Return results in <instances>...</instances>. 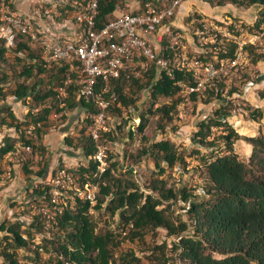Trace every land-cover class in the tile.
<instances>
[{"label": "trees", "instance_id": "1", "mask_svg": "<svg viewBox=\"0 0 264 264\" xmlns=\"http://www.w3.org/2000/svg\"><path fill=\"white\" fill-rule=\"evenodd\" d=\"M6 1L10 4L9 0ZM123 1L98 0L96 27L104 25L113 16L115 4ZM231 1L246 6H264V0ZM218 4L222 5L221 2ZM57 7L62 9L59 16H62L63 11L66 14L74 11L68 2L63 0L58 2ZM59 16L57 19L62 18ZM243 27L249 32L262 29L264 9L259 12V17H255L252 26L243 23ZM14 43L15 45L11 46L5 37L0 36V55L4 57L13 52L17 62H24L26 59H33V62L23 64L20 71H12V75L23 78L18 81L14 79V84H7L12 75L0 67V129L3 126L14 128L17 133L16 136H3L0 143V161L19 145H30L40 157H37L35 162H22L25 180L32 187L26 201L50 204V185L36 179L44 178L46 173L49 151L43 139L47 128L50 127L51 111L60 109L55 87L63 84L66 66L63 64L56 68L47 67L39 49L34 55L30 43L37 42L29 33L16 32ZM235 47L236 44L231 43L229 55L233 54ZM247 49L252 63H256L263 55L257 54L251 45L247 46ZM42 73L45 75L41 76ZM178 77L180 73L176 75V79ZM176 79H171L163 71L157 77L155 69H151L143 80L121 75L112 82V87L117 92V101L108 109L107 124L113 111L125 116L123 107L126 108L129 103L134 102L135 97L124 92L125 87L129 86L130 93L135 88L148 90L153 101L159 97L171 98V103H163L156 109L159 113V130L161 134L165 133V126L173 120L172 127L179 129L180 123L176 116L179 100ZM236 79L229 93L236 90ZM247 80L248 74H242L240 82L244 84ZM214 84L207 90L201 110L209 103L217 104V107L212 114L206 111L194 130V140L209 148L205 153L207 155L202 154L204 169L198 176V182L182 183L183 175L191 170L192 164L185 161L174 142L167 138L154 141L142 150L143 153L148 152L154 157L155 167L158 169L157 177L149 179L147 191L141 189L130 177L114 175L118 163L110 161L109 142L114 141V131L110 129L101 133V138L107 140L105 168L101 170L96 158V143L87 128L90 118L85 116L84 126L79 130V134L82 141L80 146L87 160L78 167L68 169L77 176L75 181L79 190L88 193L93 185L96 186L94 201L79 197L77 191L68 189L60 201L62 209L56 212L55 221L51 222L50 226L46 225L42 213L33 214L27 223L20 219L3 220L0 222V231L4 232L0 238V256L3 261L6 264H27L19 260L17 249H27L36 232L41 234L42 242L33 243L35 259H40L41 252H45L53 254L56 264H145L133 246L127 245L119 251L118 247H121L123 239L127 238L137 245L147 232L157 234L160 229L165 232V237L169 238L171 243L164 239L161 243L150 246L151 257L155 261L153 264H174L177 261L180 264H264V135L244 137L251 144L252 152L248 162L239 158L233 144L240 135L228 121L235 105L221 95L222 84L217 80ZM67 90L66 109L74 111L82 107L95 110L91 101L86 102L77 96L75 85H68ZM262 92L260 97L264 99V91ZM11 96L21 99L30 107L23 118H18L12 110L7 99ZM248 104L247 108L250 110ZM146 121L144 115L139 116L136 132L143 133ZM30 123L35 125V129L31 135H26L24 127ZM211 126L218 127L217 130L221 133L217 136L223 140L224 147L214 148L217 138L216 131L212 130ZM132 130L134 129L131 128L130 134ZM72 136H66L67 143L71 144ZM133 170L135 169L132 167L129 169ZM169 170L178 173L176 179L173 177V182L168 180ZM24 206L25 210L30 212L29 203ZM102 208L111 216L118 215L116 227H108L103 231L97 229L91 210ZM25 210L22 214H25ZM123 230L127 231L124 236ZM168 244H171L176 255L165 250Z\"/></svg>", "mask_w": 264, "mask_h": 264}, {"label": "built area", "instance_id": "2", "mask_svg": "<svg viewBox=\"0 0 264 264\" xmlns=\"http://www.w3.org/2000/svg\"><path fill=\"white\" fill-rule=\"evenodd\" d=\"M65 1L74 11L58 21L52 17L47 22L40 19L41 11H38V16H34L38 20L34 22L31 17L13 11L8 1L0 0V36L14 46L16 32L29 33L48 67L65 64L63 84L55 87L60 109H53L49 118L57 120L71 112L65 108V100L68 85H75L77 96L95 106L94 111L83 109L84 116L90 118L87 128L96 143V158L101 170L105 168L107 148V140L101 138V133L108 129V109L117 101L112 82L121 75L143 80L151 69H155L157 77L163 71L176 79L180 73L175 80L179 95L176 116L182 127L197 125L206 114L201 111L203 101L215 80L222 84L221 95L235 105L230 115H248L247 102L242 99L244 86L252 83L258 71L256 64L262 59L252 63L247 46L251 45L257 54H264V27L249 32L240 20L217 14L210 17L211 14L205 13L193 0H124L115 4L113 16L104 25L96 27L98 0ZM198 1L204 4L203 8L208 4L204 0ZM44 12L48 15L50 9L46 8ZM56 14L59 16L61 12L56 11ZM231 43L236 47L229 55ZM244 73L248 74V80L242 84ZM234 79L236 90L229 93ZM124 92L130 94L129 86ZM34 129L35 125L30 123L24 127V133L31 135ZM20 148L29 152L32 149L26 144ZM76 178L67 167H60L45 181L50 185V204L31 202L30 212L14 218L27 223L33 214L42 213L46 225L50 226L56 212L62 209L60 201L68 189L93 202L96 186L85 193L79 190ZM126 233V230L122 231L123 236ZM123 242L129 243L128 238Z\"/></svg>", "mask_w": 264, "mask_h": 264}, {"label": "rangeland", "instance_id": "3", "mask_svg": "<svg viewBox=\"0 0 264 264\" xmlns=\"http://www.w3.org/2000/svg\"><path fill=\"white\" fill-rule=\"evenodd\" d=\"M10 8L22 14L24 17H31L34 22L38 20V18L34 17L37 15L38 11L40 12V19L43 21H50L53 17L54 20L58 21V16L56 11H60L62 9L55 6V3H58L60 0H9ZM65 1V0H64ZM196 1V6L204 9L205 13L211 14L210 17L215 14L219 15V17H230L235 21H242V23H247L252 26L255 17L259 12L264 9V6L254 4L250 6H246L245 4H239L232 2L231 0H208L207 2L210 6L208 7L205 4V8H203V3L198 0ZM221 2L222 5L218 3ZM19 3V4H18ZM63 5V4H62ZM61 5V6H62ZM207 6V7H206ZM20 7V8H19ZM23 7V8H22ZM25 7V8H24ZM50 9V13L48 15L45 14V9ZM67 9V8H65ZM192 9H195L192 7ZM64 10V9H63ZM23 11V12H21ZM62 13V12H61ZM71 13V12H68ZM196 13V12H195ZM66 12L63 11L62 16H66ZM69 15V14H68ZM38 16V15H37ZM32 44V51H38L37 44ZM262 59L257 65L258 71L256 76L252 79V83H247V86H244L243 91V101L249 103L250 110L248 109V115H239L236 114L235 117L230 115L228 121H230L235 127L237 133H239L240 138L234 140L233 148L234 151L238 154L239 158L248 162V158L252 152L251 144L247 142L244 137L256 136V135H264V99L260 97L261 93H263L262 89H264V54L259 58ZM32 61L29 59L24 60V62H17L15 60V54L13 52L8 53L6 56L2 57L0 55V67L2 69L7 70L9 75H12V71H20L22 70L23 64H28V62ZM48 67V66H47ZM0 75L1 72H0ZM45 73H42L41 76H44ZM18 79H23L22 77L17 78L14 74L11 79L8 80V83L14 84ZM31 81V78H30ZM6 84V85H7ZM10 84V85H12ZM5 87V86H4ZM130 91V90H129ZM141 91V92H140ZM131 96L135 97L128 106L123 107L125 110V116L122 114H118L116 111H113L108 119L107 127L112 130L114 141L109 142V150H110V161L117 162V170H114V175L120 177H130L133 179L141 189L145 191L148 190L147 185H149L150 181L153 177H157L158 169L155 167V159L148 152L143 153L142 150L144 147H148L152 142L160 140L162 138L170 139L174 142L176 149L180 155H182L185 161L190 162L192 164L191 170L188 173L184 174L182 177V183L190 181L191 183H196L200 178V172L204 169L203 164V155H207L209 148H205L204 145L196 142L194 140V130L196 128V123L190 125L189 127H180L173 128L174 120L171 123H168L165 128L163 134H161V130H159V125L157 122L159 113L156 111L157 107L163 103H171L172 99L168 97H159L156 101L149 96L148 90L143 89H132ZM10 100L11 98H7ZM218 101H221L218 99ZM217 101V103H218ZM217 104L209 103V105H205L203 108V112L209 111L210 114L214 111ZM25 106L28 109L30 108L28 104L21 103L17 107L12 108L13 111H16L17 114L21 115V118L24 117L25 114L20 112ZM36 106V105H35ZM12 107V105H11ZM34 107V106H33ZM261 107V108H260ZM36 110V109H35ZM26 111V112H27ZM76 111V110H75ZM64 114V113H63ZM68 114H64L60 117V119H50V127L47 128V132L51 129H57L63 123L67 122ZM252 118H251V116ZM74 119H72V123L74 124L73 130L67 134L73 135L71 138V144L67 143L66 136L61 140V148L58 147V152H61L60 156L57 154L56 158L53 160L50 165L49 157L51 154L48 153L47 156V169L44 178H37L36 181L45 182L49 179L51 174H54L60 167L67 168H75L83 163H86L87 158L84 156L82 152V148L80 146V132L79 130L84 126V114L82 112L74 113ZM144 115L147 119L146 126L143 130V133L136 132L137 125L136 122L139 121V116ZM74 121V122H73ZM177 123V120H175ZM178 125V124H177ZM133 132L130 134V130ZM178 130V131H177ZM0 143L5 134H9L12 136H16V132L14 128H7L3 126L0 129ZM146 132V133H145ZM221 133L219 130L215 132L216 135V146L214 148H218L221 146L224 147L223 140L219 138L217 135ZM36 136V134H34ZM145 137V138H142ZM60 142V141H59ZM18 148L5 155V157L0 161V222L3 220H13L15 215H21L22 211L25 210L26 203H30L26 201L29 199L27 196L32 191V187L27 184V180H25V174L22 168V162H35L37 160V156L35 150L32 148L31 151H22ZM205 148V149H204ZM200 152H196L199 151ZM49 151V150H48ZM106 154V153H105ZM39 159V158H38ZM200 164V165H199ZM50 166V168L48 167ZM198 165V166H197ZM132 167L135 170L129 171ZM36 168V166H34ZM168 180L173 182V177L175 179L178 177V173L174 172V170H169ZM168 176V174H167ZM4 179V181H2ZM177 186H175L176 188ZM35 204V203H33ZM31 209V208H30ZM25 214L29 212V210H25ZM28 211V212H27ZM93 219L96 221L97 229L99 231H103L108 227H116L119 221V217L117 214L111 216L109 212L102 208L99 210H91ZM4 234L3 231H0V238ZM48 235V233H46ZM27 235V234H26ZM167 240L171 243L170 239L165 237V232L163 230H158L157 234L152 233L151 231L147 232L136 245L135 243L129 241V243H122L121 247H118V251L122 249V247H126L127 245H131L134 247L135 252L139 255L141 260L145 264H153L155 263L152 255V249L150 246L155 243H161L163 240ZM42 237L41 234L36 233L34 238L31 240L28 248H20L18 251V258L21 262H25L27 264H56V259L53 254L41 252L40 259L34 258V253L32 251L34 244L33 243H41ZM171 247V248H170ZM169 254L176 255L172 251L171 244L167 245V249H165ZM52 257V259H49ZM0 264H6L3 261V258L0 256ZM174 264H180L179 261Z\"/></svg>", "mask_w": 264, "mask_h": 264}, {"label": "crops", "instance_id": "4", "mask_svg": "<svg viewBox=\"0 0 264 264\" xmlns=\"http://www.w3.org/2000/svg\"><path fill=\"white\" fill-rule=\"evenodd\" d=\"M19 4V3H18ZM20 8V7H19ZM23 8V7H22ZM25 8V7H24ZM23 12V11H21ZM47 22V21H46ZM12 97V96H11ZM9 97V98H11ZM9 102L11 103L12 105V108H14L15 110V107H17L18 105H20L22 103V100L21 99H18V98H14L12 97ZM27 111V108L25 106H23V109H21L20 112H23L22 114H25ZM203 111V110H201ZM16 116L18 118H21V115L20 114H17L16 111H14ZM78 113V112H82L84 114V109L82 107H78L76 109V111H71L69 112L68 114V120L67 122L63 125H61L59 128L57 129H51L50 131H48L45 135H44V143H45V146L46 148L49 150L50 152V156L51 159H50V162L49 164L51 165L53 160L56 158L57 154L60 156L61 152L57 153L58 152V147L61 148V145H59V143L61 144V140L67 136L68 133H70L71 131H74L73 130V127H74V124L72 123V119H74V116L73 115L74 113ZM204 113V112H203ZM74 122V121H73ZM1 133V132H0ZM60 141V142H59ZM48 167L50 168V166L48 165Z\"/></svg>", "mask_w": 264, "mask_h": 264}]
</instances>
